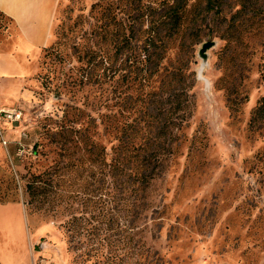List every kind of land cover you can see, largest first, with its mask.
Listing matches in <instances>:
<instances>
[{
    "label": "rangeland",
    "instance_id": "rangeland-1",
    "mask_svg": "<svg viewBox=\"0 0 264 264\" xmlns=\"http://www.w3.org/2000/svg\"><path fill=\"white\" fill-rule=\"evenodd\" d=\"M11 26L0 207L21 218L0 213V264H264V0H58L42 49ZM120 142L160 152L149 187L132 163L110 186ZM39 174L62 195L32 211Z\"/></svg>",
    "mask_w": 264,
    "mask_h": 264
},
{
    "label": "trees",
    "instance_id": "trees-1",
    "mask_svg": "<svg viewBox=\"0 0 264 264\" xmlns=\"http://www.w3.org/2000/svg\"><path fill=\"white\" fill-rule=\"evenodd\" d=\"M210 6L212 8L217 5L216 3L210 2ZM178 109H181L183 106V103L179 101L178 103ZM262 108H264V98L261 105ZM126 130V129H123ZM140 148L144 152H146L147 148L146 146H137L136 147H130L125 142H120L119 145L113 146L111 148L112 153L114 156L110 157V186L111 184L115 183V179L121 176L122 173L125 172L126 165H130V163L133 164V167L130 170L129 177L131 178V186L133 190L135 189H144L150 186V182L155 179L154 175L150 173L149 175H144L142 173L147 170V166L150 165L151 161L153 159H159L160 152L159 151H153L149 153L148 155H143L141 158L140 156ZM143 152V153H144ZM125 168V169H124ZM50 183H47L45 180V174H39V175H33L30 180L27 181L26 184V195L28 197L27 200V206L32 209L41 210L42 203L46 201L48 197H50L51 194H54L53 198L60 197L62 195V191L59 189H48ZM114 186V185H112ZM117 189H110V202L116 203V199L114 194V191ZM55 192V193H54ZM113 210L110 209V237L114 236L113 233H116L117 231L121 230V226H115L114 220H113ZM109 230V229H108Z\"/></svg>",
    "mask_w": 264,
    "mask_h": 264
},
{
    "label": "crops",
    "instance_id": "crops-1",
    "mask_svg": "<svg viewBox=\"0 0 264 264\" xmlns=\"http://www.w3.org/2000/svg\"><path fill=\"white\" fill-rule=\"evenodd\" d=\"M57 2L58 0H0V13L12 21L10 40H14L13 36L16 35V46L19 43L38 49L47 46L54 26ZM2 53L0 48V57ZM4 54L7 56L8 52L4 51ZM18 208L17 205L0 207V213L9 211L19 222L21 215ZM14 219H10L8 215L6 221L9 224Z\"/></svg>",
    "mask_w": 264,
    "mask_h": 264
},
{
    "label": "water",
    "instance_id": "water-1",
    "mask_svg": "<svg viewBox=\"0 0 264 264\" xmlns=\"http://www.w3.org/2000/svg\"><path fill=\"white\" fill-rule=\"evenodd\" d=\"M213 45V43H211L210 42V44L209 43H204V45H203V47H202V49H201V51H200V55L201 56H206V51L208 50V49H210V47Z\"/></svg>",
    "mask_w": 264,
    "mask_h": 264
}]
</instances>
